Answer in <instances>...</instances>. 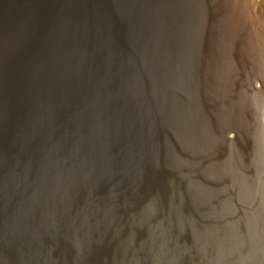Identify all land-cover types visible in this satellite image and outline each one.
<instances>
[{
    "label": "water",
    "instance_id": "water-1",
    "mask_svg": "<svg viewBox=\"0 0 264 264\" xmlns=\"http://www.w3.org/2000/svg\"><path fill=\"white\" fill-rule=\"evenodd\" d=\"M56 1L61 5L62 0ZM85 1L89 0H80L77 10L58 13L54 25L33 17L56 9L54 0H0V41L4 44L0 76L5 79L0 84V159L5 156L2 140L12 142L2 172L0 160V264H146L148 259L147 264H171L174 259L168 253H178L174 241L168 243L167 232L173 229L204 245L189 249L195 250L192 254L200 264H264V201L256 197L259 192L247 170L245 175L237 169L233 173L221 168L220 172L215 164V142L227 146L237 159V150L230 144L238 138L228 137L226 124L212 122L209 108L219 98L223 119V107L231 104L236 87L242 93L253 92L250 100L264 92V21L255 10V0H247L246 13L237 12V18L247 22L241 29L231 21V4L242 0H221L225 42L221 43L222 57L214 54L209 61L203 116H198L193 93H189L193 81L182 86L187 77L184 71L189 70L178 58L183 52L201 65L202 50L209 48L206 42L199 47L197 29L203 27L202 7L207 0H150V11L163 24L154 46L149 42L152 31H148L141 34L142 47L132 40L123 49L117 42L116 51L106 49L110 37L116 41L117 37L111 27L103 25L100 0H90L87 6ZM121 11L133 23L139 18L140 25H153L154 16H133L127 4ZM169 22L179 31L164 28L161 32L165 24L170 27ZM245 31L256 51L251 64L241 70L237 61L245 53L234 45L237 34ZM184 32L193 39L191 44L180 45ZM77 36L85 44H78ZM12 40L16 46L9 45ZM167 42L173 48L177 43L184 51L179 50L178 57L173 48L164 53ZM218 65L224 66L225 73L219 96L218 87L213 95L208 86L216 82ZM117 67L121 68L116 72ZM255 69L252 80L241 84L242 73ZM107 77L115 85L121 77L133 79L137 109L120 104L125 96L121 83L119 97H110V90L98 87L96 81ZM254 77L261 80V87L254 86ZM168 78L173 82L168 84ZM23 113L44 115L48 121L31 117L25 123ZM25 124L30 133L24 134ZM5 127L7 134L2 130ZM219 130L220 137L211 139ZM46 135L56 140L53 147L46 140L38 141ZM248 135L251 155L256 147L264 152V129L259 146ZM47 164L54 165L52 172L44 168ZM209 164L213 173L203 177L200 168ZM34 176L41 178L40 183H35ZM199 179H205V187ZM186 182L192 186L190 195ZM24 193L26 198H17ZM18 200L20 206L10 209ZM153 228L164 231L159 239L149 240L153 242L148 258L143 256L145 238ZM131 233L142 238V243L129 246Z\"/></svg>",
    "mask_w": 264,
    "mask_h": 264
},
{
    "label": "bare ground",
    "instance_id": "bare-ground-1",
    "mask_svg": "<svg viewBox=\"0 0 264 264\" xmlns=\"http://www.w3.org/2000/svg\"><path fill=\"white\" fill-rule=\"evenodd\" d=\"M56 3L57 1L54 0ZM59 1V0H58ZM90 1V0H89ZM89 1H85V6H87V2ZM130 0H100L99 2V6H100V15L101 17L104 19L102 20L103 25L104 26H108L111 27V29H113V35H116L117 37V41L114 37H110L109 39V44L106 46V49H113L114 51L117 50V42L120 45V47H123V49H125L128 45V43L130 41H134V42H138V47H142V33H147L148 31H152L149 38V42L151 43L152 46H154V42L157 41L158 39V32L160 30V26H162L163 24H160L158 21V17L154 16L155 13L151 10L150 11V0H131L130 2H128ZM180 1H186L188 3V0H175L176 2H180ZM154 5V2H151ZM174 3V4H175ZM125 4L129 5L131 7V9H133V16H143L147 19L150 18L151 16L153 17L152 22L153 25H148L145 24L140 25L138 23L139 18L137 20V23H133L131 20L132 18L129 20L127 17H122V11L125 8ZM169 3V5H174ZM58 7L55 9H53L52 11H48L46 12V16L44 14H34L33 17L38 20L39 22H46V21H53L55 22L54 25L58 24L55 20L57 18V14L63 11H74L77 10L79 8H81V4H80V0H62L61 5L58 4ZM190 5V4H189ZM221 0H207V5L205 6L204 3V7H202V11H203V27H201L200 29L198 28V44L199 47H202L201 45H203L204 42H206V44H208V50L206 52H204L202 50V54H201V65L199 63H196L195 60L192 61L190 60V56H183V52L184 50H182L183 48H181V43L182 42H189L191 44V42L193 41L190 40L191 36L188 35V33H183L181 34L180 37V45L178 46L177 43L176 47L173 48L169 47V42L168 46H167V50L164 52H170L173 48L172 51H175V55L177 53V57H178V52L179 50H182V55L181 57H179L178 62L182 65H184V68L188 69L189 71L185 70L184 73L187 77H185L186 79L181 82L182 86L184 87L185 84L190 83L191 81H193V85H191L190 89H189V93H193V98H194V102L197 108V113L198 116H203L204 112H205V103L208 100V89L206 90V76L208 71L210 70V66H209V61L211 60V58L214 56V54L217 55V57H222V53L220 51L221 48V43L225 42V35H224V26H225V21L223 19V13L222 11H219L221 9ZM248 6V1L247 0H242L241 3H235V4H231V7L233 10V15H232V22L234 23V27L237 26L239 29H241V27L243 25H245L244 20L242 19H238L237 17V12L238 11H243L246 13L245 9ZM254 6H256L258 8V11L261 14H264V0H255ZM191 9L193 8L192 6H190ZM223 7V6H222ZM196 11V10H194ZM146 15V16H145ZM222 16V18L220 17ZM181 16L178 19H180ZM99 20V19H98ZM190 21L195 22V19L192 20L190 18ZM226 21H227V17H226ZM170 25V27H166V24L163 26V28L161 29V32H164V28L166 30L169 29L173 32H178L179 28H176L177 26L175 24H172L171 22L168 23ZM230 24V22H229ZM173 25V26H172ZM231 25V24H230ZM158 26V27H157ZM159 28V29H158ZM190 28L191 25H190ZM192 30V29H191ZM258 32H255L254 34L257 35ZM110 35V34H108ZM185 40V41H184ZM235 48L239 49V51L241 50L242 52H244L245 54L242 55L240 58H238L237 61V66L240 67L241 70H243V66L244 65H249L251 64L252 61V55L254 54V52L256 51V47L252 45L251 43V36L248 35V33L245 31L241 34H237V37H235ZM75 41L78 44H85V40L84 39H79V37L77 36V38L75 39ZM167 41V40H166ZM212 41H214V45L212 43ZM0 47H4L3 41H0ZM9 45L11 46H16L17 42L15 40H12L9 42ZM212 46V48L209 47ZM233 46V45H232ZM128 49H130L128 47ZM214 49V50H213ZM167 53V55H168ZM261 53H264V43L262 45V51ZM205 59V60H204ZM116 66L120 64V60L115 63ZM240 64V65H239ZM11 65L17 66V62H12ZM121 67H117L115 68V71L117 72ZM224 66L222 65H218L217 67H215V75H216V82L214 83H210L209 89H211V86L213 88V95L215 93L216 87H218V96L221 94L222 92V85L224 84V77H225V73L223 72ZM229 71V69H228ZM257 73L256 69L255 70H247L246 72H243L240 79V83L245 85L247 82H250L251 76H254ZM188 74V75H187ZM141 74H139L138 78L140 81V78L142 79L143 76H141ZM240 76V74H239ZM253 80L255 81V87H261L262 86V82L261 80H259L257 77L253 78ZM5 81V79L0 76V84H3ZM119 83H121V90L125 93V96L122 94V97L119 99L120 104L121 105H126L129 104L133 109L135 107V109H137V104H139V97L136 95H132L134 93V91L136 90V86H131L133 83V79H125L123 77H121L119 80ZM173 82V78H168V84ZM264 82V80H263ZM96 83L99 85L98 87L100 88L101 86L107 90H110L108 92L111 96L110 97H119L120 92L117 91V87L119 85V83L117 82L116 85L114 84V81L111 77H107L104 79V81H96ZM138 83V82H137ZM238 83V82H237ZM239 83V84H240ZM3 86V85H1ZM165 86V83L164 85ZM173 85L170 86L173 87ZM101 89V88H100ZM161 90H164L163 88H161ZM12 94L14 95H19L18 91H10ZM2 93V89L0 87V95ZM207 93V94H206ZM253 92L250 91H241L240 87L237 89H235L234 92V97L232 95L231 98L232 102L229 105H226L223 107V111L225 109V113L223 115V119H222V113L220 112L221 106H220V101L219 98H217V103H210L209 108H211V120L212 122L216 123V125L219 126L218 123L225 125L226 124V128H228L229 130H227L228 133V137L230 139H235L238 138V140L236 142H233L230 144V148L234 147V149H236V155H237V159H235L233 153L231 152L230 154L228 153V149L227 146H224L223 143L219 144L217 142H215L213 150H214V157H215V164L217 162L218 167L220 169L221 172V168L224 170H230L231 172H234V169H237L239 171L242 172L243 175H245V170L248 171L249 175L251 176L252 181L255 183V185L257 186V190L259 192V194L257 193V198L260 199L259 197L261 196L263 201H264V171H262L264 169L262 160H264V152L261 151L259 152L258 147H256L257 149H254L255 155H251L250 151L252 148V143L249 139V135H251L252 139H255V143L257 144V146H259L260 144V139L258 138L261 134L262 129H264V92H258L256 95L258 97L257 100H250L249 98L251 96H253ZM243 98L245 101H243ZM155 103V102H154ZM152 106H155L153 104H151ZM125 111V110H123ZM126 113V112H125ZM124 114V112H123ZM122 114V115H123ZM137 114V113H136ZM23 115L26 117V119L24 120L25 123L29 122L28 118H34L35 121H43V122H47L48 118L44 115H30V114H25L23 113ZM197 116V117H198ZM209 119V118H208ZM221 122H218V120H221ZM115 120H117V117L115 118ZM20 121V119H19ZM201 123V127H202V121ZM25 126V131L24 134L30 133V127L28 125H24ZM204 129V128H203ZM202 129V131H203ZM221 129V127H220ZM5 131L7 130V127H5L4 129H2ZM200 127H197V131H200ZM54 131V130H53ZM52 131V132H53ZM10 132V130H9ZM14 133V130H13ZM7 134V133H6ZM214 137L215 141L217 138L220 137V130L216 133H213L211 136V139ZM46 140V142L50 143L51 147H53V143L56 141L54 139H51L50 135H46L44 138L38 139L39 142H42ZM12 142L10 141V139H6L4 138L1 142V147L4 150L5 156H3L4 158H1L0 160H3L2 164H1V172L4 170L6 164H7V158L9 153L6 152V150L9 152V146ZM239 165L242 167H239ZM216 166V165H215ZM194 167V163L193 166ZM44 168L48 171V172H52L54 170V165L53 164H47L44 166ZM200 168V167H199ZM204 168V169H203ZM200 168V172L201 175L203 177H205L206 174H212L213 171L211 172V165H207L206 167ZM236 170V171H237ZM219 173V171H218ZM225 174V173H224ZM226 176V174H225ZM35 177V183H40L41 178L39 176H34ZM258 178H261L258 180ZM238 180V179H237ZM208 181V180H207ZM246 181V180H245ZM199 183L201 186L205 187L206 185H204L206 183L205 179H199ZM204 183V184H202ZM241 180H238V185L239 188H241ZM236 186V185H235ZM192 186L190 182H186V192L190 195V190H191ZM235 190V189H234ZM195 191L197 196H200L201 193L198 189V185L195 182ZM227 191V190H226ZM26 193L24 194H19L18 195V199H24L26 198ZM29 203H31V200H29ZM21 204V200H18L17 203L15 204L14 207L10 208V209H15L18 206H20ZM262 217V215H260ZM261 217H257L258 220H261ZM109 220L111 221L112 218H109ZM5 222H3V224H5ZM164 229H159V228H153L148 230L147 233L149 234L148 237L145 238L146 241V248L145 246L143 248H145L146 250L144 251V255L143 256H147L148 258H150V254H151V249H152V242H150V239H159L161 236V233H163ZM167 233H169V239H168V243L170 241V239H172L174 241V244L176 246V249L178 251V253H174V252H170L168 253L169 256H171L170 259H174L173 262H171V264H200V260L196 259V255H193L192 253L195 252V250L191 253L189 251V249L197 247H204L203 244H200V241L195 240L194 242L191 240V238L189 236H187L185 233H183V231L179 230L176 231L175 229H173L170 233V231H168ZM202 242V241H201ZM129 246H133V243H142V238L141 241L136 238V234L135 233H131L130 235V239L127 241ZM262 245L264 246V240L263 242H261ZM206 246V245H205ZM215 248V247H214ZM214 252H216L218 254V250L216 249H212ZM205 253H207L208 255L214 257V253L213 252H209L208 248L204 249ZM256 253V252H255ZM196 254H199V251L196 252ZM167 255V254H166ZM220 256V254H219ZM221 257V256H220ZM145 258V257H144ZM255 260L257 261L258 259L255 258ZM260 261V260H258ZM147 262H150V259L147 260ZM146 262V264H147Z\"/></svg>",
    "mask_w": 264,
    "mask_h": 264
},
{
    "label": "rangeland",
    "instance_id": "rangeland-1",
    "mask_svg": "<svg viewBox=\"0 0 264 264\" xmlns=\"http://www.w3.org/2000/svg\"><path fill=\"white\" fill-rule=\"evenodd\" d=\"M255 8H256L255 10H258L257 7H255ZM261 17H262V19H263L262 21H264V14H262Z\"/></svg>",
    "mask_w": 264,
    "mask_h": 264
}]
</instances>
